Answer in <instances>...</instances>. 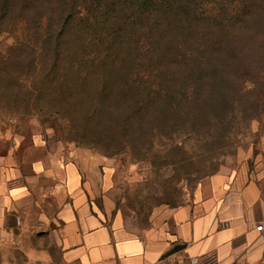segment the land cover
<instances>
[{"label": "rangeland", "instance_id": "obj_1", "mask_svg": "<svg viewBox=\"0 0 264 264\" xmlns=\"http://www.w3.org/2000/svg\"><path fill=\"white\" fill-rule=\"evenodd\" d=\"M145 1L0 0V149L27 150L36 138L50 153L96 156L109 169L99 200L134 225L184 203L204 177L264 156V79L251 82L264 73V0L245 3L253 7L241 77L228 72L218 83L209 61L161 76L157 58L126 39L111 47L119 59L106 56L110 33L145 35ZM205 8L225 13L232 4L208 0ZM159 84L153 95L145 90ZM254 90L263 96L248 120L242 110Z\"/></svg>", "mask_w": 264, "mask_h": 264}, {"label": "crops", "instance_id": "obj_2", "mask_svg": "<svg viewBox=\"0 0 264 264\" xmlns=\"http://www.w3.org/2000/svg\"><path fill=\"white\" fill-rule=\"evenodd\" d=\"M108 182L91 154L50 153L36 138L0 149V264H264L262 153L204 177L146 224L99 200Z\"/></svg>", "mask_w": 264, "mask_h": 264}, {"label": "trees", "instance_id": "obj_3", "mask_svg": "<svg viewBox=\"0 0 264 264\" xmlns=\"http://www.w3.org/2000/svg\"><path fill=\"white\" fill-rule=\"evenodd\" d=\"M246 1L230 0L232 8L226 9L224 13L219 10L209 12L205 8L208 0H146L149 12L145 17V35L143 37L134 33L123 35L119 31H114L108 35L109 39L106 38L107 43L103 51L108 52L106 55L108 58L116 61L119 59L120 49L114 51L111 47L130 40L131 43L139 46L148 61L157 58L161 65L158 71L161 76L163 74L164 77L171 76L172 72L189 62L198 69L209 61L213 82L218 83L222 76L226 77L229 74L233 78L241 77L244 38L242 29L245 15L252 12L253 7L251 2L246 5ZM260 76L262 77L252 75L251 82L256 86L260 85L264 73ZM132 86L136 91L140 89V85L132 84ZM212 86L216 89L215 83ZM145 90L153 95L163 88L159 84L146 87ZM261 97L254 90L249 108L242 110L245 119H252L257 113ZM262 100L264 102V99ZM138 103L142 104L140 100ZM175 104L176 102H172L167 112L176 110ZM226 109L232 111L233 106L228 103ZM224 116L219 118V122L228 126L232 119L225 120L226 116ZM231 116L233 117L232 113ZM166 118H169L168 113Z\"/></svg>", "mask_w": 264, "mask_h": 264}, {"label": "built area", "instance_id": "obj_4", "mask_svg": "<svg viewBox=\"0 0 264 264\" xmlns=\"http://www.w3.org/2000/svg\"><path fill=\"white\" fill-rule=\"evenodd\" d=\"M263 228L262 225H257L256 226V229L261 231ZM197 263V260L196 259H190L189 262L187 264H196ZM151 264H165L163 261H157V262H154V263H151Z\"/></svg>", "mask_w": 264, "mask_h": 264}]
</instances>
